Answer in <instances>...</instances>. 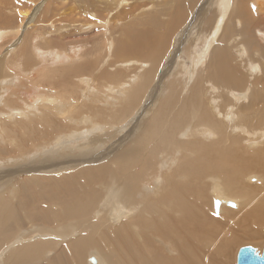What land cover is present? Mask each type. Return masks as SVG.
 <instances>
[{
	"label": "bare ground",
	"instance_id": "bare-ground-1",
	"mask_svg": "<svg viewBox=\"0 0 264 264\" xmlns=\"http://www.w3.org/2000/svg\"><path fill=\"white\" fill-rule=\"evenodd\" d=\"M198 1L0 0V264L263 255L264 0ZM91 133L101 155L34 165Z\"/></svg>",
	"mask_w": 264,
	"mask_h": 264
},
{
	"label": "rangeland",
	"instance_id": "rangeland-1",
	"mask_svg": "<svg viewBox=\"0 0 264 264\" xmlns=\"http://www.w3.org/2000/svg\"><path fill=\"white\" fill-rule=\"evenodd\" d=\"M200 3H205V6H207L206 5V0H203V1H198V7H200L202 4H200ZM209 5L212 7V8H209V6H208V10L210 9V10H217V9H220L221 8V10H222V5H223V3H224V0H209ZM198 7H196L195 8V10L189 15V20H188V22L190 23V21H192V20H194L195 18V16L196 15H198V13H196L195 11H197V8ZM207 10V11H208ZM225 19H226V17L224 18V20H223V22L225 21ZM222 20V18L220 17V21ZM28 21H29V19H28ZM193 22H196V19L193 21ZM197 23L198 22H196V25H197ZM27 25V22H25L24 24H23V26H22V29H23V27L24 26H26ZM29 25H30V23H29ZM192 25V24H191ZM189 27H191V26H189ZM188 27V28H189ZM260 28L262 29V30H264V24H260ZM189 33V32H188ZM188 33H187V35H188ZM193 33V32H192ZM218 34H219V30L218 31H216V30H213V31H211L209 34H208V36H207V40H206V48H205V53L207 54V48L210 46V41L212 40V39H214V40H216V38H217V36H218ZM192 34H190V36H191ZM180 36V35H179ZM179 36H177V38H176V40H179ZM189 36V37H190ZM181 37V36H180ZM182 39H183V41L186 39V44H183L184 46H181L182 48H181V52H182V50H183V48L185 47V45H187V41H189L190 39L188 38V36L187 37H185V36H183V37H181ZM192 38V37H191ZM21 39V38H20ZM20 39H19V41H20ZM175 43H176V41H175ZM174 43V44H175ZM11 47L10 48H14L17 44H14L13 45V43H11ZM174 47V49H175V45H173ZM204 48V47H203ZM9 48H8V46H5L4 47V51L2 52V53H4L5 51H7ZM181 53H177V54H175V57H177L178 55H180ZM1 55V54H0ZM185 61V60H184ZM48 62H50V59L48 60ZM187 62V61H186ZM186 65V64H185ZM51 66H54V67H56V68H59L60 67V64H57V63H55V64H50V63H47L46 64V66H45V68H50ZM187 66V70L186 71H188V70H192V65L190 64V67H188V65H186ZM167 67V64H164V65H162V67L160 68V70H159V72H162V74L164 73V71L163 70H165V68ZM4 68H5V70H6V73H7V75H8V71H7V67H6V65L4 66ZM171 68H172V66H171ZM177 67L175 66V68L173 67V71H175V69H176ZM167 70V69H166ZM158 72V75H157V77H155V79H154V87H156V86H160V87H163V85H164V82L167 80V78L166 77H164L161 73H159ZM162 75V76H161ZM6 76V75H5ZM25 86V84H23V86L21 87V88H23ZM153 93H154V89H153ZM153 93H152V96H153ZM51 94H53L54 95V93H51ZM156 96V95H155ZM147 98V97H146ZM18 102H19V100H17ZM151 100H146L145 101V103H144V106H146V107H149L150 105L149 104H151ZM13 106L14 105H11V107H10V109H14L13 108ZM141 106H142V104H141ZM143 107V106H142ZM142 107H140V109L135 113V116L130 120V122H129V124H128V126L126 125L122 130H120V132H119V134L117 135V138L116 139H118L117 141H120V139H122L124 136H125V134H126V132H127V129H129L130 127H132V125H134L135 123H138L139 122V120L141 119H143L142 117L144 116V113H143V109H142ZM16 111H21V113L23 114V115H26V117H28V114H26V111H23L21 108H18ZM140 111V112H139ZM142 114V115H141ZM84 115L85 116H89L88 114H87V112L86 113H84ZM140 117V118H139ZM137 118V119H136ZM72 132H75V131H72ZM133 133H134V131H133ZM70 134V133H69ZM93 133H91V134H83V136H81V137H79V138H76V139H74V138H67V139H65V140H67V142H65V143H60V144H57L56 146H55V148H53V150H52V152H50L49 153V155H46V154H44V153H42V152H38V153H34L33 154V157H32V159H33V163H34V165H38V166H43L44 168V171H48V170H50V171H52L53 169H55V167L57 166V165H59L60 167L61 166H63L62 168H65V166L64 165H66L68 162H70L68 165H66V166H72V165H74V164H76V163H78V162H80L81 160H83V159H87V158H90V157H96L97 155H99V153H100V155H101V153H102V149H97V150H95V146H92V144L94 143V140L92 141L91 139H92V135ZM75 135H78V134H75ZM127 144V141H124V143H123V145H118L117 147H116V150L117 151H121L122 149H123V147L125 146ZM51 146H53V143H51ZM51 146H49V147H51ZM113 146V145H112ZM49 147L47 148V149H49ZM64 147H66L68 150H71V152H67V151H64L63 150V154L62 155H58L60 152H61V148H64ZM105 147H108V144L105 146ZM75 148V150H72V149H74ZM115 150V151H116ZM46 150H44V152H45ZM111 155H112V153H109L108 155H106V156H104L103 157V160H105V161H108L110 158H111ZM31 159V158H30ZM79 166V165H78ZM20 177V176H19ZM18 177V178H19ZM1 181V180H0ZM262 230V233H263V237H264V227L261 229ZM53 238H57V236H53ZM261 239H262V237H261ZM264 242V241H263ZM245 246H248V247H251V248H253L252 247V245L251 244H246V245H242V246H240V248H242V247H245ZM240 248H239V250H240ZM254 249V248H253ZM239 250H238V252H239ZM238 252H237V255H238ZM256 253V252H255ZM257 255H259V254H257ZM260 256H262V255H260Z\"/></svg>",
	"mask_w": 264,
	"mask_h": 264
},
{
	"label": "water",
	"instance_id": "water-1",
	"mask_svg": "<svg viewBox=\"0 0 264 264\" xmlns=\"http://www.w3.org/2000/svg\"><path fill=\"white\" fill-rule=\"evenodd\" d=\"M237 264H264V253L259 256L254 249L248 246L240 248L237 255Z\"/></svg>",
	"mask_w": 264,
	"mask_h": 264
}]
</instances>
